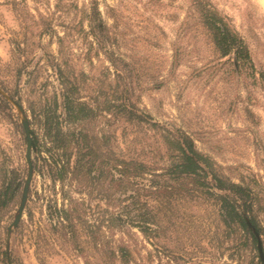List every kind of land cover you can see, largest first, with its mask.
<instances>
[{
  "label": "rangeland",
  "instance_id": "obj_1",
  "mask_svg": "<svg viewBox=\"0 0 264 264\" xmlns=\"http://www.w3.org/2000/svg\"><path fill=\"white\" fill-rule=\"evenodd\" d=\"M199 1L228 18L264 73V0H0V93L14 112L0 104V173L5 168L8 180L17 174L16 200L0 223L7 264H124L87 244L84 233L81 250L69 242L37 247V225L48 214L37 199L54 191L33 167L39 155L31 142L37 129L31 109L56 94L62 104L58 68L82 101L102 110L86 129L109 137L105 149L161 170L172 163L164 135L186 139L218 177L253 190L264 230V77L240 75L197 19L187 23ZM122 103L144 120L104 111ZM3 180L0 174V186ZM98 204L105 209L97 200L92 209ZM152 205L160 235L150 239L131 227L128 264L258 262L259 251L235 246L239 233L225 235L212 197ZM111 236L103 230L112 247L121 235ZM260 239L264 244V235Z\"/></svg>",
  "mask_w": 264,
  "mask_h": 264
},
{
  "label": "trees",
  "instance_id": "obj_2",
  "mask_svg": "<svg viewBox=\"0 0 264 264\" xmlns=\"http://www.w3.org/2000/svg\"><path fill=\"white\" fill-rule=\"evenodd\" d=\"M194 19L210 33L216 50L222 58L228 59L236 72L240 75L251 73L256 80L264 77V73L256 69L244 39L227 17L210 4L199 1L191 7L187 23ZM57 73L62 104L56 94L53 98H45L39 109H31L33 125L37 127L30 131L31 142L39 155L33 167L43 178L50 179L48 186L54 191V196L44 195L37 199V202L44 201L48 209L46 221L37 225L38 248L69 242L81 250L78 245L84 233L89 240L87 244L103 248L112 259L119 258L128 264L132 253L125 244V236L132 239L131 227L138 228L150 239L160 235L161 227L156 221L158 207L152 203L167 206L174 199L205 194L219 203L225 235L231 238L240 234L241 245L235 246L259 251L256 235L262 237L264 230L256 212L258 197L248 185L218 177L210 160L197 153L191 142L170 133L164 135L172 151V163L168 167L157 170L141 162L121 159L110 148L105 149L108 136L99 137L86 129L87 123L100 116V107L82 101L77 96V86L66 79L60 68ZM0 104L14 114L12 105L1 93ZM61 107L63 112H60ZM105 110L112 112L113 117L120 114L122 117L128 115L130 121L144 120L130 111L127 103ZM0 174L4 179L0 186L1 223L17 197V174L12 171L9 180L5 168ZM94 200L104 202L105 209H99V204L97 211L92 209ZM104 229L112 234L111 238L116 232L120 233L121 239L111 247L110 238H102ZM262 247L264 252L263 241ZM254 258L258 259L256 264H264L260 256ZM0 264H7L4 251H0Z\"/></svg>",
  "mask_w": 264,
  "mask_h": 264
},
{
  "label": "water",
  "instance_id": "obj_3",
  "mask_svg": "<svg viewBox=\"0 0 264 264\" xmlns=\"http://www.w3.org/2000/svg\"><path fill=\"white\" fill-rule=\"evenodd\" d=\"M256 236L258 238V249H259L260 257L262 258V260H264L262 242H261L260 236L258 234Z\"/></svg>",
  "mask_w": 264,
  "mask_h": 264
}]
</instances>
